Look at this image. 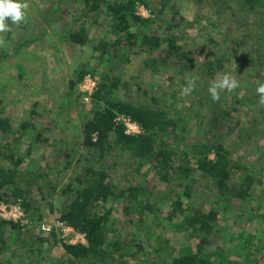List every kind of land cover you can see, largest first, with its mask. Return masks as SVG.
Here are the masks:
<instances>
[{"label": "rangeland", "instance_id": "obj_1", "mask_svg": "<svg viewBox=\"0 0 264 264\" xmlns=\"http://www.w3.org/2000/svg\"><path fill=\"white\" fill-rule=\"evenodd\" d=\"M122 1L104 0L93 9L86 6L84 0H26L29 4L26 20L18 26L8 21L12 30L0 34L7 46L0 48V120L9 126L0 128V169L19 172L16 186L26 192L24 197L31 204L28 212L22 201L18 203L26 212L28 223L22 225L4 220L18 224L21 229L13 234L10 227L5 230L7 250L0 255V264H69L71 257L62 245H73L69 243L70 238L59 235V243L56 244L54 238L42 232L40 227L45 222L53 223L61 219L60 211L75 197L79 185L77 178L86 168L104 171L117 185L143 184L155 190L156 194L167 186L160 178L155 158H150L137 173L127 152L113 151L111 156H106L101 148H89L84 143L85 125L108 108L104 102L96 107L94 96L90 101L84 99L82 87L89 74L98 82V89L107 78L113 82L115 79L118 86L113 89L112 98L118 102H130L133 106H144L153 112L162 108L169 117L182 114L183 109L188 107L185 110L190 118L187 139L180 141L172 130L164 137V142L174 149L176 165L183 163L184 152L191 145L202 143L198 131L199 116L209 117V114L202 110L199 116L192 115L194 108L190 106L194 105L195 99L192 92L182 94L184 85L175 70L176 61L168 66L164 65L165 62L159 65L153 62L159 56L167 59L168 43L163 41L160 50L144 51L124 45L128 41V32L117 34L113 28L117 16L112 6L117 8ZM155 8L162 9L158 17L152 14L151 10ZM132 15L155 19L135 24ZM255 15L252 17L248 10L241 9V0H134L128 14L132 22L130 32H145L163 38L168 34L175 36V50L178 47L179 53L186 52L191 65L205 66L206 73L208 67L217 68L213 62L224 55L225 67L221 71L217 69L213 80L230 73L239 82V87L232 92L225 90L220 93L219 109H225L224 112H229V115L218 111L216 117L220 122L218 124L223 125V134L230 133L229 125L236 131L245 130L246 139L250 138L246 150L239 144L235 146L237 133L232 130L230 135L223 136V140L228 138L225 144L234 160H240L248 168L254 165L252 173L263 174V178L262 183L254 185L249 200L232 201L233 216L229 222L233 221L234 225L228 227L233 230L235 226V230L226 236L223 244L239 247L244 242L242 237L250 232L255 236L251 264H264V127L255 125L252 128L250 123V118L262 105L256 93L260 82L259 75L254 74L252 69L250 71L241 60L247 59V56L264 58V47L259 46V35H264V7L259 8V14ZM79 32L85 37V44L70 38L71 34ZM117 41H121L122 46L111 47ZM238 41L241 46L235 57V43ZM101 43L105 45L103 48H99ZM156 68L158 72L155 73ZM154 97L160 100L161 105L153 101ZM111 109L115 112L114 129L122 127L126 134L124 118L136 121L128 114L116 111V107ZM139 126L142 129L140 134L126 135L137 137L145 134V129ZM155 140H159V134ZM159 144L160 141L155 142V146ZM209 157L214 159L215 153ZM18 160L22 163L15 166ZM192 166L194 201L199 209L208 210L214 206L215 200L204 195L203 184L207 179L197 165ZM234 173V181L241 179L239 170ZM183 191L181 187H176L174 192L182 195ZM182 199L187 206L190 202L188 197L182 196ZM126 203L127 200L118 199L106 204L107 210L112 209L109 223L114 232H111L110 238L120 234L126 237L131 233L129 239L143 241L139 243L144 244L147 251H140L136 247L138 244H133V250L141 253L134 258H121V264H162L170 256L177 255L185 245L195 248L197 240L190 239L185 232L170 230L173 223L167 219L166 205L159 213L150 215L149 221L139 225L142 230L141 227L148 229L150 222L154 223L150 228L162 237L161 248L154 240L153 246L148 249L145 231H135L132 226L127 229L130 216L124 211ZM39 215L43 218L39 219ZM182 219L179 215L173 222ZM238 219L241 220L237 225L234 221ZM39 238L48 240L41 243ZM256 244L259 248H255ZM159 253L163 256H158ZM230 260L247 262L245 255H232ZM104 264L120 263L110 261Z\"/></svg>", "mask_w": 264, "mask_h": 264}, {"label": "trees", "instance_id": "obj_2", "mask_svg": "<svg viewBox=\"0 0 264 264\" xmlns=\"http://www.w3.org/2000/svg\"><path fill=\"white\" fill-rule=\"evenodd\" d=\"M84 1L86 6L96 9L104 0ZM133 2L134 0H123L117 8L112 6L113 11L116 12L114 14L117 16V23L113 26L117 31L116 33L128 32V41L124 45L148 52H151V49L160 50L163 41H166L168 43L167 59L159 56L153 62L156 65L165 62L164 65L168 66L176 61L175 70L180 75L179 81L184 86H186V76L195 77L196 88L192 91L195 101L194 105L190 106L194 108L192 115H197L199 111L205 110L209 114V117L203 114L202 116L200 114L197 115H200L198 131L201 135L200 140L202 143L191 145V148L187 152H184L183 157L185 160H183V163L176 165L173 160L174 149L170 148L167 142H164V137L170 132L169 130H172L180 141L184 142L187 139L186 132L189 131L190 118L187 113L188 111L185 110H188V107L186 106L183 109V113L181 111L182 114H175L174 117H169L168 112L162 108H156L155 112H153L152 109L147 107L133 106L129 104L130 102H118L115 98H112V91L118 86V82L115 79L113 82L112 79L107 78V81L101 84V88L97 89L93 94L94 100H96L95 104L98 107L105 103V106L108 108L105 109L104 114H101L85 125L84 143L89 148H101L106 156H111L113 151L127 152L130 155L132 167L135 166L137 173H140L141 169L147 165L150 158H155L157 160L156 168L160 169V178L166 182L167 186L165 188L166 191L164 190L156 194L155 190L153 191V189L143 184L117 185L104 171H97L93 167L86 168L84 173L80 174L79 178H77L79 185L75 192V197L60 211V220L67 222L76 231L85 234L87 240V245H62L65 252L71 257L69 264H79L81 262L85 264H104L110 261L113 263L119 261L121 264V258H134L141 253L133 250V244H138L136 247L140 248V251H143V249L147 251L144 244H140L143 241L129 239L131 233H128L126 237L120 234L110 238L111 232H114L111 231L112 227L109 223L112 209L107 210L106 204L118 199L125 200V202L126 200L128 201L124 206L126 215L130 216V220L127 222V229H131L132 226L135 228V231H145L146 244H149L147 246L148 249L153 246L154 240L158 241V247L161 248L162 237L150 228L153 227L154 223L150 222L151 225L148 229L147 227H141L142 230H140L139 225L144 224L150 215H155L159 211H162L161 209L166 205L168 209L167 219L174 224L171 225L170 230L185 232L190 239L198 241L195 248L185 245L180 248L181 250L177 255H169L168 260H165L162 264H251L250 258L254 252L252 245L255 236L250 232H246V237H242L243 235L239 234L240 237L244 238V242L238 245L239 247H226L223 244L226 236L235 230V226L233 230H230L228 227L233 224V221L229 222V218L233 216L231 212V208L233 207L232 201L249 200L254 185L262 183L263 178V174L258 176L252 173L251 170H254V165L248 168L240 160H234L231 150L225 144L228 138L223 140V136L235 132L237 133L235 146L239 144L240 148L246 150L250 143L248 142L250 138L246 139L245 130H233L231 128L233 127L232 125H229L230 133L226 132V134H223V125L220 126L218 124L220 122L216 115H218V111H221L223 115H229V112H224L226 111L225 109L220 110V100L213 101L208 92L209 85L217 69L221 71L225 67V63L222 60L224 59V55L213 62L217 68L208 67L206 73L205 66L196 65V67L191 65L186 52L179 53L178 47L175 50V42L173 40L175 36L172 37V35L168 34L163 38L161 35L156 34L130 32L131 19L135 24L149 23L150 20H154L162 12V9L156 10L155 8V10H151L155 16L153 18L143 19L132 15V18L129 19L130 16L128 14ZM262 7H264V0H241V9L243 11L248 10L252 17L256 16L255 13L259 14V8ZM121 11H123V15ZM70 38L76 43L85 44V37L81 32L71 34ZM104 46L101 43L99 48H103ZM115 46L117 48L118 46H122V42L117 41V44L111 47ZM240 46L241 43L239 41L235 43V57H237V51ZM259 46L264 47V35H259ZM247 57V59L242 58V62L248 65L250 71L252 69L254 74L259 75L260 83H264V58ZM156 72H158L157 68ZM205 74L210 75L205 77ZM153 101L157 105H161L160 100L156 99V97L153 98ZM115 107L117 108L116 111L126 113L138 122L145 129V134L132 137L126 135L122 127L114 129L113 120L115 112L111 108ZM252 116L250 118V123L253 124L252 128L255 125L264 127V105H261ZM223 118H227V116ZM3 121L0 120V128L5 129L6 126L8 128L7 122ZM158 134L159 140H155ZM157 141H160V144L155 146V142ZM213 152L215 153V158L211 159L209 155ZM100 155L105 158L102 153ZM21 163V160H18L15 166ZM192 164L194 166L197 165V169L207 179V182L203 184V188L205 189L204 195L206 194L212 200H215L214 206L208 210L199 209L194 201V179L191 176V173H193ZM237 170L242 173V177L238 181H234V171ZM18 174L19 172L15 169L10 170V172L0 169V202L19 203L22 201V205L29 212L31 204L24 197L26 192L16 186ZM176 187H181L184 190L182 195L179 192H174ZM182 196L188 197L190 200L187 206H184ZM100 203H103V205ZM244 213H247V210H244ZM179 215L183 219L177 220L174 223L173 221ZM42 218L39 215V219ZM240 220L238 219L234 222L238 225ZM155 225L158 226L160 223H155ZM8 227H10L11 234L21 229L16 223L0 220V255L7 250L4 236L6 234L5 230ZM49 236L54 238V243H59L57 240L59 235L57 233H52ZM47 240V238L38 239L41 243H45ZM257 247L258 244L255 245V248ZM232 255H239L241 257L245 255L247 262L230 260ZM158 256L161 257L163 255L159 253Z\"/></svg>", "mask_w": 264, "mask_h": 264}, {"label": "clouds", "instance_id": "obj_3", "mask_svg": "<svg viewBox=\"0 0 264 264\" xmlns=\"http://www.w3.org/2000/svg\"><path fill=\"white\" fill-rule=\"evenodd\" d=\"M29 4L26 0H0V34L11 31L8 21L13 25H19L26 20V10ZM7 47L3 35H0V48ZM186 86L182 88V94H190L196 88V78L186 76ZM239 87V82L230 73L223 74L220 78L213 80L208 88V92L213 101L220 100L222 91L232 92ZM259 103L264 105V83H259L256 87Z\"/></svg>", "mask_w": 264, "mask_h": 264}, {"label": "built area", "instance_id": "obj_4", "mask_svg": "<svg viewBox=\"0 0 264 264\" xmlns=\"http://www.w3.org/2000/svg\"><path fill=\"white\" fill-rule=\"evenodd\" d=\"M98 89V82L94 80V77L89 74L85 83L82 87V92L84 94V99L90 101L93 94ZM124 128L126 129V134L138 135L142 132L141 127L136 122L132 121L130 118H124ZM0 220L13 221L19 224L28 223L26 212L23 210L22 205L18 203H0ZM41 231L45 232L47 235L52 233H57L58 235H65L64 238H70L69 243L73 245L86 244V235L75 230L74 227L67 224L63 220H55L53 223L45 222L41 225Z\"/></svg>", "mask_w": 264, "mask_h": 264}]
</instances>
